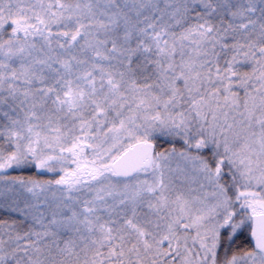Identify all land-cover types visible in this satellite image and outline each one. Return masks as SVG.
Masks as SVG:
<instances>
[{"label":"snow or ice","instance_id":"1","mask_svg":"<svg viewBox=\"0 0 264 264\" xmlns=\"http://www.w3.org/2000/svg\"><path fill=\"white\" fill-rule=\"evenodd\" d=\"M0 264H264V0H0Z\"/></svg>","mask_w":264,"mask_h":264}]
</instances>
